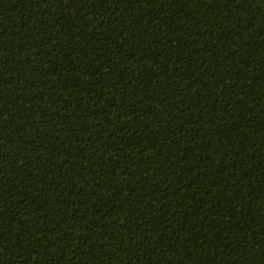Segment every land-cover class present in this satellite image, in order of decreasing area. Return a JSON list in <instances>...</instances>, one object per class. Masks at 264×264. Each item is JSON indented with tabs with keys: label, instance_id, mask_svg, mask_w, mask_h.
Segmentation results:
<instances>
[{
	"label": "trees",
	"instance_id": "trees-1",
	"mask_svg": "<svg viewBox=\"0 0 264 264\" xmlns=\"http://www.w3.org/2000/svg\"><path fill=\"white\" fill-rule=\"evenodd\" d=\"M0 264H264V0H0Z\"/></svg>",
	"mask_w": 264,
	"mask_h": 264
}]
</instances>
